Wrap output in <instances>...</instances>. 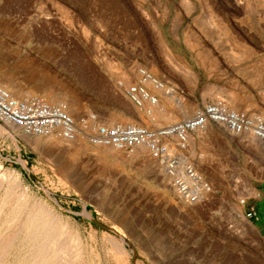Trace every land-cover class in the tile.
<instances>
[{
	"label": "rangeland",
	"instance_id": "obj_1",
	"mask_svg": "<svg viewBox=\"0 0 264 264\" xmlns=\"http://www.w3.org/2000/svg\"><path fill=\"white\" fill-rule=\"evenodd\" d=\"M148 76L167 93H153ZM3 81L17 85L8 90L17 98L63 102L74 117L92 113L106 125L157 130L207 104L264 120V0H0ZM132 88L158 105L138 106ZM210 125L165 140L166 164L147 149L136 159L100 147L115 152L102 159L79 139H62V149L35 144L0 123L4 216L20 204L49 210L79 241L76 264H264L259 215L240 204L252 190L254 148L264 177V144ZM182 162L208 192L190 191ZM122 237L129 254L120 260L113 246Z\"/></svg>",
	"mask_w": 264,
	"mask_h": 264
},
{
	"label": "built area",
	"instance_id": "obj_2",
	"mask_svg": "<svg viewBox=\"0 0 264 264\" xmlns=\"http://www.w3.org/2000/svg\"><path fill=\"white\" fill-rule=\"evenodd\" d=\"M136 91V88H132L129 93L131 95ZM0 123L33 136L55 133L69 141L82 137L95 147H110L128 152L137 147H146L151 158L167 161L166 164L170 158L165 140L172 138L173 135H189L202 131L210 124L224 127L236 135L248 134L264 144V120L215 104L205 105L189 119L151 130L135 124L106 125L100 123L98 117L92 113L74 117L66 103L51 104L35 95L20 99L1 85ZM178 182L182 185L181 181ZM190 197L191 201L197 200L196 195ZM253 216H255L253 212L248 214V217Z\"/></svg>",
	"mask_w": 264,
	"mask_h": 264
},
{
	"label": "bare ground",
	"instance_id": "obj_3",
	"mask_svg": "<svg viewBox=\"0 0 264 264\" xmlns=\"http://www.w3.org/2000/svg\"><path fill=\"white\" fill-rule=\"evenodd\" d=\"M147 78H148L147 83L149 82L148 83L149 86L152 85V87H153V85L155 83L156 88L159 89V90H156L154 87L155 90H153V93H155V94H163L164 92L167 93V90L165 88H163V86H162V89H160L161 85H158L156 83V81H154V79L151 76H148ZM6 82L3 81V82H0V84H2L7 89V91L9 90L10 92H12L15 95V90H17V89H15V87L17 85L15 87H13L12 84H8V82L7 83ZM138 91H139V93H137ZM19 93H20V91H19ZM134 94H136V95H134ZM134 94H132L133 95L132 99L138 106H143L145 103H147V104L150 103V105L152 107H156L159 103L157 97L150 96L142 88H140V90H137ZM161 109H160V111H161ZM154 111H155V109H154ZM156 111L159 112V109L158 110L156 109ZM162 113H163V111H162ZM159 114H160V117L163 116L160 112L158 113V115ZM114 120H116V119H113V121L111 123H114L115 122ZM1 131H3V130H1ZM21 132H23V131H21ZM26 134H28V133H26ZM29 135H31V134H29ZM182 135L183 134H180V135H177L176 137H179ZM31 136H33V135H31ZM24 137H25V135H24ZM62 139L63 138H61L59 135H56L55 133H50V134L45 135V136H37V137L33 138V141L35 144L50 145L54 148L62 149L63 144H64ZM77 139H79V142H77V144H79V146H81L82 152H84V151L88 152L89 154L99 156L102 159L111 158L115 154V152H113V150L108 149V148H100V147L93 146V148L90 149L88 147V145H90V144L85 140V138L79 137ZM65 141H68V140H65ZM68 142H70V141H68ZM146 153H147V150L145 147H137L132 151V154L135 155L136 159H139L138 158L139 156H144ZM167 170H165V171H167ZM8 172H10V171H8ZM184 172H185L184 171V162H182L181 167H180L179 176L182 177L183 180H184V178L186 179L185 181L189 184V186H190L189 189L191 192L197 191L198 187L199 188L202 187L204 189V191H206V192L209 191L208 187L204 186V184L202 183L203 181L201 180L200 177H194V178L188 177L186 175V173H184ZM11 174H12V172H11ZM9 176L11 177L12 175H9ZM10 177H8L6 179H9ZM4 179H5L4 174H2V176H0V189L3 186ZM13 179H12V181H13ZM16 180H15V183H16ZM7 185H8V183H7ZM3 189H5V188L3 187ZM10 190H12V189H10ZM5 191H3V192L6 193ZM12 194H14V193H12ZM10 195H11V193H10ZM2 198H8V197L5 196ZM14 199L15 198H13V200ZM16 201L21 202L18 199ZM25 201H27V200H25ZM6 203L2 202L0 204V264H76V261H78L79 257H80V249H82V248H80L79 241L76 238L70 237V235L67 236V232L64 230L63 227L58 226V223H56L57 221L55 220V217H52L49 214V212H48L49 210L47 211L43 208H40V207H38V205L36 208L35 207L31 208L27 205H23V204L19 203L20 205H17V206L14 205L13 209L11 207L12 210H11L10 214L7 213V211H8L7 210L8 208H7L6 214H9V215L5 217L4 216L5 209L3 207ZM26 203H28V202H26ZM40 206H41V204H40ZM69 233H71V231ZM122 238H123L122 240L116 241L115 245L113 246V247H115L114 248L115 254L118 258H120V260L121 259L123 260L125 256L128 257V254H129L127 248L125 247L126 240L124 237H122ZM120 260H119V262H120ZM125 264H127V263H125Z\"/></svg>",
	"mask_w": 264,
	"mask_h": 264
},
{
	"label": "crops",
	"instance_id": "obj_4",
	"mask_svg": "<svg viewBox=\"0 0 264 264\" xmlns=\"http://www.w3.org/2000/svg\"><path fill=\"white\" fill-rule=\"evenodd\" d=\"M212 129H215L213 125H209ZM209 127V130H210ZM217 128V127H216ZM247 148V147H246ZM250 150H253L252 146H248ZM247 148V149H248ZM255 152V158L252 160V164L254 165L255 174L249 173L248 180L252 183V190H248L247 195H245L242 204V209L248 213L250 209L254 208L256 213L259 215V222L262 225L261 236L264 240V177L258 178L257 177V170H261L262 168V155L259 150L254 148Z\"/></svg>",
	"mask_w": 264,
	"mask_h": 264
}]
</instances>
